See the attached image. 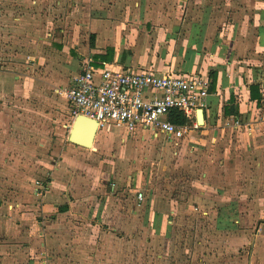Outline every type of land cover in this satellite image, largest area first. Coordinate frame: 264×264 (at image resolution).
<instances>
[{
	"label": "crops",
	"instance_id": "1",
	"mask_svg": "<svg viewBox=\"0 0 264 264\" xmlns=\"http://www.w3.org/2000/svg\"><path fill=\"white\" fill-rule=\"evenodd\" d=\"M72 5L80 8L81 13L73 17L76 21L70 42L61 46L68 50L67 83L86 55L98 62L136 71L204 72L209 75L211 85L204 124L187 140L192 147L209 141L217 143L221 135L232 130L241 132L244 140L264 139V0H72ZM22 78L23 73L0 68V264H85L88 258L81 263L71 261L77 259L75 250L97 252L106 232L113 234L106 225L113 224L116 214H130L129 217L145 214L148 233L167 240L173 216L182 208L179 194L167 199L153 194L146 198L139 187L135 188L133 198H121L120 189L124 186L119 189V182L106 178V172L99 171V164H94L96 151L102 147L106 153L109 145L117 141L131 146L138 139H149L147 132L131 133L121 127L116 141L109 133L101 138L98 129L93 147L87 148L69 140L74 119L68 113V104L64 114L58 105L54 106L55 101L51 102L59 123L71 120L66 140L61 136L67 126L55 122L52 133L56 143L67 142L62 159L52 164L51 156L44 152V139L48 136L43 129L47 128L45 117L53 115H41L40 104L28 119L22 117L23 113L20 118L19 96L30 91ZM255 92L261 96L260 102L251 97ZM235 118L241 120L242 126L232 125ZM248 146L246 155L251 154L252 160L248 156L239 161L232 155L220 162L229 171L225 186L231 187V191L241 184L234 180L235 172L240 177L254 166L260 174L264 171V148ZM59 147L53 145L52 153ZM252 150H258L261 156L255 159ZM74 152L79 158H70ZM114 154L118 155L117 149ZM119 156L116 162L121 164ZM72 164L85 170L80 174L73 172L69 168ZM35 167L43 177L31 183L27 171ZM209 175L204 171L201 178L191 181L201 197L211 194L208 188L222 186L210 185ZM125 185L132 190L130 183ZM253 185L264 187L260 180L241 184L247 187L246 191ZM139 191L143 193L142 199L138 198ZM229 196L226 199H234ZM259 199H264V195ZM144 201V212L139 213L137 206ZM227 206L221 205V212ZM239 212H243L241 206ZM28 214L33 217L30 223L26 220ZM261 225L262 234L252 264H264V220Z\"/></svg>",
	"mask_w": 264,
	"mask_h": 264
},
{
	"label": "rangeland",
	"instance_id": "2",
	"mask_svg": "<svg viewBox=\"0 0 264 264\" xmlns=\"http://www.w3.org/2000/svg\"><path fill=\"white\" fill-rule=\"evenodd\" d=\"M57 1L0 0V68L7 67L23 73V82H26L30 90L19 96L20 118L23 113L22 117L28 119L40 104L41 115L44 117L46 113L53 115L56 105L61 113L65 114L67 109V102L56 91L65 86L70 77L65 73V68L68 69L65 53L68 50L61 46L67 41L70 42L73 23L76 21L73 17L78 16L81 11L80 8L73 7L72 0H60V4ZM51 102L55 105L51 106ZM45 118L47 128L43 131H47L44 134L48 137L44 139L43 148L45 154L51 156L52 164H55L62 159L63 146L67 142L56 143L52 133L55 122L67 126L66 130H62L61 136L66 140L71 120L66 119V122L59 123L54 115ZM100 130L101 138L109 133L116 141L119 139L118 134L122 132L118 133L119 130L114 128H109L110 132ZM237 132L232 130L229 134L221 135L217 143L209 141L195 147L187 141L190 140L189 137L170 143L162 138L150 140L147 133L149 139H138L131 146H124L117 141L109 145L106 153L103 147L96 151L98 158L96 157L94 164H99L98 170L105 171L106 178L118 181L119 189L124 186L120 189L121 198H133L135 188L142 187L140 189L146 198L153 194L167 199L178 193L179 200L183 201L180 204L182 208L179 214L173 216L171 234L167 240L148 233L145 214H134V217H129L130 214H116L113 224L106 225L113 234L106 232L98 246L99 250H75L77 256H74L77 259L71 261L81 263L84 258H88L85 264H252L254 250L262 234L264 199L259 197L264 195V187L253 185L246 191L247 187L244 188L241 184H255L260 180L264 185V179L261 178L264 171L260 174L256 170L257 166H254L248 168V172L240 177L235 172L234 180L241 184L235 191H231V187L225 186V176L229 171L220 162L232 155L234 158L237 156L239 161L247 159L248 156L252 160L251 154L246 155L248 144L262 149L264 139L257 138L253 141L254 144L252 140H244L241 132ZM258 140L260 141L257 143ZM98 143L100 147V140ZM53 145L60 146L55 153H52ZM115 149L118 151L117 156L114 154ZM253 153L255 159L261 156L258 150ZM119 155L122 158L121 164L116 162ZM70 158H79L78 153L74 152ZM134 159L137 161L134 162ZM69 168L78 174L85 170L75 164ZM36 170L35 167L27 171L31 183L43 177ZM204 171L210 173L207 179L210 185L221 183L222 186L208 188L211 194L201 197L191 186V181L201 178ZM127 183L131 184V191L126 188ZM228 196H234V199H226ZM253 198L257 201H253ZM247 199L252 202H247ZM145 201L137 206L139 213L144 212ZM186 204L190 205L187 207ZM225 204L229 206L221 212V205ZM240 206L243 212L237 213ZM26 220H33L32 215L28 214ZM77 221L81 223V220ZM114 227H117L116 230H113ZM97 253L98 255L89 257ZM26 255L29 256L28 251Z\"/></svg>",
	"mask_w": 264,
	"mask_h": 264
},
{
	"label": "built area",
	"instance_id": "3",
	"mask_svg": "<svg viewBox=\"0 0 264 264\" xmlns=\"http://www.w3.org/2000/svg\"><path fill=\"white\" fill-rule=\"evenodd\" d=\"M210 85V77L204 72L136 71L86 55L76 74L57 91L66 99L73 119L83 114L96 119L99 129L123 127L131 133L140 130L150 137L178 142L191 138L201 128L197 110L202 109L205 114ZM173 110L184 114L190 122L172 121ZM242 124L239 118L233 119L235 128ZM137 195L143 198L141 191Z\"/></svg>",
	"mask_w": 264,
	"mask_h": 264
},
{
	"label": "water",
	"instance_id": "4",
	"mask_svg": "<svg viewBox=\"0 0 264 264\" xmlns=\"http://www.w3.org/2000/svg\"><path fill=\"white\" fill-rule=\"evenodd\" d=\"M197 112V121L200 125H203L205 119L203 110L198 109ZM98 129L99 123L96 119L83 114L77 115L70 130L69 140L75 144L91 148Z\"/></svg>",
	"mask_w": 264,
	"mask_h": 264
},
{
	"label": "trees",
	"instance_id": "5",
	"mask_svg": "<svg viewBox=\"0 0 264 264\" xmlns=\"http://www.w3.org/2000/svg\"><path fill=\"white\" fill-rule=\"evenodd\" d=\"M251 97L253 99H256L258 102H260L261 96L257 92L253 93ZM171 120L176 123H181V124L190 122V119H188L184 114L176 110L172 111Z\"/></svg>",
	"mask_w": 264,
	"mask_h": 264
}]
</instances>
